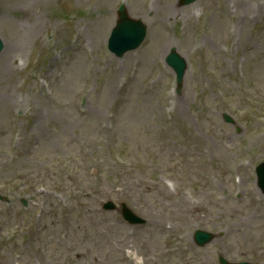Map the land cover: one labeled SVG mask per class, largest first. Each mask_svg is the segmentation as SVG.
Segmentation results:
<instances>
[{
    "label": "rangeland",
    "instance_id": "obj_1",
    "mask_svg": "<svg viewBox=\"0 0 264 264\" xmlns=\"http://www.w3.org/2000/svg\"><path fill=\"white\" fill-rule=\"evenodd\" d=\"M87 1L88 0H85L84 2H82V5L85 2H87ZM41 5L46 6V7H41V9H39ZM52 6H59L61 8L62 7L63 8H66L68 6L67 0H36L34 4H31L27 8H22L20 11H18V13L15 16L18 17L21 14L22 15H27V14L36 15L35 12L32 11V10H37V9L43 10V9H46V8H50ZM91 6L92 5H88V8H91ZM30 7H35V8H30ZM54 9H55V7H54ZM177 10L178 9L175 8L173 10V12L175 13ZM180 12H182V13H181V16L180 17L176 18L177 21L181 20V18H182L183 11L180 10L179 13ZM165 15L171 17L168 12H165ZM47 17L48 18L49 17L55 18L56 15L54 13H49L47 15ZM171 20L173 21L172 18H171ZM108 24H109V22H108ZM156 30L162 31L161 30V26H159ZM163 32H165V31H163ZM169 35H170V37L172 36V38H173V34H169ZM155 42L156 43H159L161 41L160 40H155ZM75 62H79L80 63V66H81V64L83 63L82 56L81 57H77V59L75 60ZM255 63H256V70H258V67L260 65L264 66V59L262 61H260V62L256 61ZM152 69H153V66H151L149 68L148 72L142 77V80L143 81L148 77V75H149V73H150V71ZM78 78H79L80 84L78 85V87L76 88L74 94H72V95L66 96V95L60 93L61 86L57 88L59 97L62 100L70 103V102L73 101V99H75V96H76L77 92L80 90V88L83 85V82H82V73L80 72V70H79V73H78ZM16 79H17V75H14L10 80H8V78H6L5 76H2V78L0 79V90H2V92H3L2 93L0 91V102L2 101L3 95H5L8 98V103H9V106L6 107V111H5V114H6L5 120L6 121L5 122L0 121V138H5L6 135L9 134L10 127H11L10 111L13 110L15 107H17L16 105L10 106L11 99L9 98V92L10 91H13L12 92V97H15L16 94H17V92H18V89L14 85V82H15ZM113 83L114 82L112 81L111 84H113ZM89 102L92 105H95L96 103H98L97 102V99L95 98V96L93 94L91 95ZM148 102H149L148 97L144 98L143 101H140L139 100V97H137V96L136 97L133 96L131 98V101H128L127 100L125 103H123L121 105V110H122L121 111V117L119 118L118 123H117V125H118L117 128L119 129L118 130L119 131V134H120V136H123L124 135V131H123L122 128L126 125V121H125V120H127L126 119V115H127V113L130 112L131 108H136L140 112L146 114V119H145V117H139V116H137L134 119V120H137V122L140 123V124H137L135 126L127 125V127H126V130H128V132L131 133V136L132 137L133 136H137V135H140V136H142V135H151V138L148 141L142 140L141 137H138V138L136 137L135 139L131 140L132 143L135 145L132 149H129V148H124L123 149L124 152H125V154H126V157L128 159L133 160L135 163L138 160V158L144 159V156H141L139 154H140L141 151H143V148H144V146H146V144L152 145L153 143H156V141H155V135L158 132V120L157 121H153V120H155L154 117L152 116L153 109H152V107L148 106L149 105V104H147ZM74 111H75V108L74 107H71V106L70 107H67V106H65V107H59L56 110H54L53 114H56L57 115L54 118V121H58V123H56V126H55V129H56V134L55 135H57V136L55 137L54 141H56L58 143L57 145H59V146H64L67 143H69L71 146H73L74 151L77 152L76 147L71 143L70 140H68V133L74 127L79 128L81 130V133L82 134L84 132H87V131H83L78 125H72L71 122L72 121H77V120H89L90 118H88V116H86V117H80ZM92 120H95V119H92ZM147 120H148V122H146ZM141 122H146V123H141ZM151 122L153 123V128L154 129H153L152 132H148L146 130V125H149ZM58 124L66 127V129H65L66 132L64 134H60L59 128H58ZM121 134H123V135H121ZM90 135H93V134L92 133H89L87 135V137H89ZM35 137H37L38 141L41 144H42V142H47L46 140H44L42 138V136H41L40 133H38L37 135H35ZM7 140H8V136H7ZM6 144L7 143L5 141H1L0 142V149L1 148H6ZM42 146H45V144H42L41 145V148H39V150H38L39 157H41L42 159L44 157H48L51 160H54L53 158L56 155H59L61 158H63L66 161V163L68 165H71L73 163L72 159H73L75 153L74 154L71 153L65 147L62 148V149H59V150H51L50 151L51 147L49 145H48L49 147L47 149H45V150H44V147L42 148ZM139 147H141V148H139ZM137 149H140L139 150L140 152H137L136 151ZM147 157H148V160L153 163L150 166V168H151V170L153 172H164L165 171L164 169L169 166V157L166 154H165V168L163 166V161L161 159H159L158 156L153 151H149V153L147 154ZM160 157H161V155H160ZM0 166H2V167H0V180H3L4 175L6 174L5 169L7 171L8 170L16 171L17 169H21V168H17V165L12 166L11 168H6L5 165L2 162H0ZM22 166H24V167L26 166V168H27L29 166V164L22 163ZM3 168H5V169H3ZM11 173L13 175H15L13 172H11ZM133 178L136 179V175L135 174L133 175ZM150 204H151V200L147 201L146 204H143L142 203V206L143 207H148V208H155V209L159 210L160 211V214L162 215V209L161 208H157L156 206H150ZM13 213L14 214H17V210H16L15 207H12V208H9V209L6 208V209H2L1 210V216L2 217L11 218V214H13ZM56 213L58 215L59 214V211L56 210ZM11 222L12 223H18V224L21 223V221L16 216H14L12 218ZM46 230H47V232H49V235H50L51 234L50 228L47 227ZM156 255L161 260H165V253L164 252H159L158 251V252H156ZM40 258H42V257H40ZM104 259L110 261L109 258L104 257Z\"/></svg>",
    "mask_w": 264,
    "mask_h": 264
}]
</instances>
